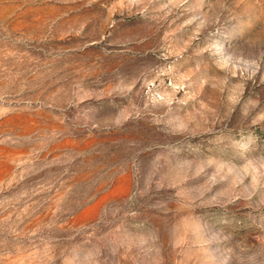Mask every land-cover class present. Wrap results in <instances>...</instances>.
I'll list each match as a JSON object with an SVG mask.
<instances>
[{
  "label": "rangeland",
  "instance_id": "obj_1",
  "mask_svg": "<svg viewBox=\"0 0 264 264\" xmlns=\"http://www.w3.org/2000/svg\"><path fill=\"white\" fill-rule=\"evenodd\" d=\"M0 264H264V0H0Z\"/></svg>",
  "mask_w": 264,
  "mask_h": 264
}]
</instances>
